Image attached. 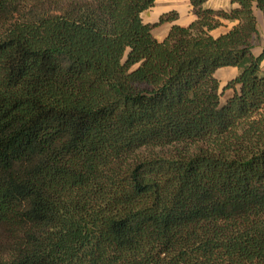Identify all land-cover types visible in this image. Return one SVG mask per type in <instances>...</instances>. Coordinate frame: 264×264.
Here are the masks:
<instances>
[{
	"label": "trees",
	"instance_id": "1",
	"mask_svg": "<svg viewBox=\"0 0 264 264\" xmlns=\"http://www.w3.org/2000/svg\"><path fill=\"white\" fill-rule=\"evenodd\" d=\"M156 1L0 0V264H264V0Z\"/></svg>",
	"mask_w": 264,
	"mask_h": 264
},
{
	"label": "rangeland",
	"instance_id": "2",
	"mask_svg": "<svg viewBox=\"0 0 264 264\" xmlns=\"http://www.w3.org/2000/svg\"><path fill=\"white\" fill-rule=\"evenodd\" d=\"M187 0H157L152 7L142 13L144 21H156L158 16L168 10H175L178 12L181 21H186L188 6ZM167 28V23L159 25L153 29V35L160 38L164 35ZM237 70L235 68L223 67L215 71L214 76L217 78L220 84V91L222 92L220 101L224 102L227 97L230 96V90H224L223 87L228 80L233 78Z\"/></svg>",
	"mask_w": 264,
	"mask_h": 264
},
{
	"label": "crops",
	"instance_id": "3",
	"mask_svg": "<svg viewBox=\"0 0 264 264\" xmlns=\"http://www.w3.org/2000/svg\"><path fill=\"white\" fill-rule=\"evenodd\" d=\"M205 4L208 7L215 8V9H217V8L227 9L229 7V5H230L229 0H207ZM187 6H188V3H187ZM187 8H188V13H187L188 15H187L186 21H181V18L179 17V19L177 20V23L183 24V23L189 22L192 19V15H191V13L189 11V6ZM258 17H259V15H258ZM146 22H154V21H148L147 20ZM169 26H170V24L167 23V28H166L165 33H164V35L162 37H160V38H158L156 36L155 37L158 40H161L166 35V33H167L168 29H169ZM223 31H224V28L220 27V28L215 29L214 31H212V34L213 35H218V34H220ZM232 68H234V67H232Z\"/></svg>",
	"mask_w": 264,
	"mask_h": 264
}]
</instances>
